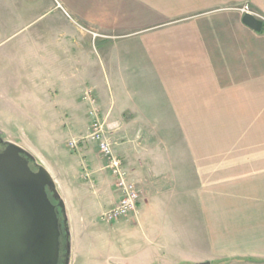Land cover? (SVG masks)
I'll list each match as a JSON object with an SVG mask.
<instances>
[{
    "label": "crops",
    "instance_id": "1",
    "mask_svg": "<svg viewBox=\"0 0 264 264\" xmlns=\"http://www.w3.org/2000/svg\"><path fill=\"white\" fill-rule=\"evenodd\" d=\"M55 2L71 24L102 31L96 37L102 57V42L114 37L120 42L110 56L111 100H103L101 110L114 122L109 125L113 133L128 139L126 148L115 151L143 198L135 214L104 230L107 246L124 244L128 249L122 256L110 254L106 264H264L261 259L216 261L207 244L208 253L199 258H180L177 246L198 233L201 213L174 204L176 195L163 184V171L169 181L172 172L174 178L179 175L176 170L201 168L197 144L206 148L212 169L217 159L240 164L235 166L239 169H264V28L257 32L247 26L239 11L249 4L264 17V0ZM149 104L159 106L154 111ZM173 127L176 138L186 139L189 155H183L177 143L163 144V129L173 132ZM88 135L89 126L85 139ZM85 139L71 142L80 145ZM53 150L57 159L72 165L70 172L60 162L43 164L65 201L69 223L75 213L74 188L92 194L101 216L118 202L115 178L105 170L103 159L83 149L75 156ZM85 222L82 218L84 227ZM171 252L178 257L170 258Z\"/></svg>",
    "mask_w": 264,
    "mask_h": 264
},
{
    "label": "rangeland",
    "instance_id": "2",
    "mask_svg": "<svg viewBox=\"0 0 264 264\" xmlns=\"http://www.w3.org/2000/svg\"><path fill=\"white\" fill-rule=\"evenodd\" d=\"M55 3L0 0V128L10 140L32 153L38 164L60 162L71 172L72 165L57 159L53 149L70 156L83 149L102 159L91 143L83 141L75 149L69 148V143L73 138L85 139L90 110L95 105L102 108L103 100H111L110 56L120 42L105 35L113 39L102 42V57L101 43L96 39L103 35L102 31L71 24V18ZM149 105L154 111L159 106ZM152 115L158 117L157 113ZM107 117V124L113 125L109 114ZM166 130L163 129V144L177 143L185 151L183 155H189L186 139L176 138L174 127V134ZM110 133L115 149L126 148L123 143L128 139L123 140L111 129ZM165 133L174 137H165ZM195 141L199 143L201 139ZM194 149L200 169L176 170L179 175L175 178L168 171L172 172L169 181L167 171H163L164 186L169 184L165 186L168 192L176 195L174 204L192 206L201 213L198 233L191 235L183 246L178 244V256L199 258L207 244L211 252L214 250L216 261L264 260V169H239L235 166L240 164L218 159L212 169L206 148L197 144ZM72 202L75 213L69 223L70 264H106L110 254L117 257L127 253L124 244L106 245L104 230L118 222L101 221L100 209L91 193L74 188ZM82 218H86L85 227ZM188 243L192 245L189 247ZM174 253H170V258L176 256Z\"/></svg>",
    "mask_w": 264,
    "mask_h": 264
},
{
    "label": "water",
    "instance_id": "3",
    "mask_svg": "<svg viewBox=\"0 0 264 264\" xmlns=\"http://www.w3.org/2000/svg\"><path fill=\"white\" fill-rule=\"evenodd\" d=\"M244 23L257 32L263 29L251 15ZM70 262L69 222L56 182L32 153L10 142L0 155V264Z\"/></svg>",
    "mask_w": 264,
    "mask_h": 264
},
{
    "label": "built area",
    "instance_id": "4",
    "mask_svg": "<svg viewBox=\"0 0 264 264\" xmlns=\"http://www.w3.org/2000/svg\"><path fill=\"white\" fill-rule=\"evenodd\" d=\"M239 11L242 16L251 15L264 24V17L254 11L249 4L240 8ZM88 116L90 119L89 135L85 140L95 145L98 154L104 161L105 170L115 178V190L119 197L118 202L100 219L103 223L118 222L137 212L143 198V191L140 185L132 179L130 172L126 169L125 161L116 154L110 136L111 127L103 118L101 108L95 105ZM78 146V142L69 143V148L75 149Z\"/></svg>",
    "mask_w": 264,
    "mask_h": 264
},
{
    "label": "flooded vegetation",
    "instance_id": "5",
    "mask_svg": "<svg viewBox=\"0 0 264 264\" xmlns=\"http://www.w3.org/2000/svg\"><path fill=\"white\" fill-rule=\"evenodd\" d=\"M15 143L18 144L17 142L10 140L7 136V134L5 133L4 130H2L0 128V155L4 154L6 152V150L9 147V143ZM19 145V144H18ZM30 167L33 171H35V163L34 162H30ZM54 202V201H53ZM56 204V202H54ZM64 256L66 257V252L64 253Z\"/></svg>",
    "mask_w": 264,
    "mask_h": 264
},
{
    "label": "trees",
    "instance_id": "6",
    "mask_svg": "<svg viewBox=\"0 0 264 264\" xmlns=\"http://www.w3.org/2000/svg\"><path fill=\"white\" fill-rule=\"evenodd\" d=\"M250 261H257V260H255V259H250Z\"/></svg>",
    "mask_w": 264,
    "mask_h": 264
}]
</instances>
